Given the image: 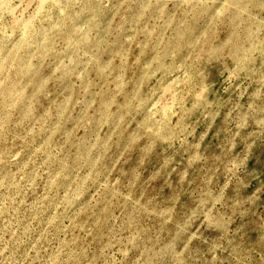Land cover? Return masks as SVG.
I'll use <instances>...</instances> for the list:
<instances>
[{"label":"rangeland","instance_id":"1","mask_svg":"<svg viewBox=\"0 0 264 264\" xmlns=\"http://www.w3.org/2000/svg\"><path fill=\"white\" fill-rule=\"evenodd\" d=\"M40 6L0 0V264H264V0Z\"/></svg>","mask_w":264,"mask_h":264},{"label":"bare ground","instance_id":"2","mask_svg":"<svg viewBox=\"0 0 264 264\" xmlns=\"http://www.w3.org/2000/svg\"><path fill=\"white\" fill-rule=\"evenodd\" d=\"M48 2H52V3H54V2H57V0H41V6H40V8L38 9V10H40L41 8H44L43 6L46 4V3H48ZM56 4V3H55ZM56 5H59V4H56ZM44 10V9H43ZM41 12V11H40ZM40 12H38V13H40ZM45 12V11H44ZM43 13V12H42ZM38 15V14H37ZM36 17V16H35ZM34 17V18H35ZM30 22H29V24H28V26L26 27V30H29V26H30ZM40 24V23H39ZM32 25V24H31ZM41 25V24H40ZM34 29V28H33ZM36 29V28H35ZM25 30V31H26ZM44 30V29H43ZM40 31V30H39ZM42 33V32H41ZM41 33H38L37 32V34L35 35V37H34V39H36V36H38V34H41Z\"/></svg>","mask_w":264,"mask_h":264}]
</instances>
